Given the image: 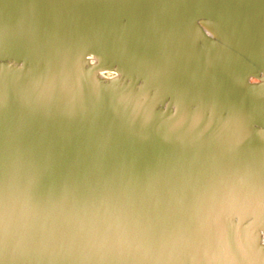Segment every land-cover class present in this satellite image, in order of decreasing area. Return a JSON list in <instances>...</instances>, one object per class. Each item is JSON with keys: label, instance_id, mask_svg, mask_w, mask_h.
Wrapping results in <instances>:
<instances>
[{"label": "water", "instance_id": "95a60500", "mask_svg": "<svg viewBox=\"0 0 264 264\" xmlns=\"http://www.w3.org/2000/svg\"><path fill=\"white\" fill-rule=\"evenodd\" d=\"M206 18L238 45L202 50ZM90 50L198 113L81 71ZM8 56L51 74H0V264H264V86L247 79L264 0H0Z\"/></svg>", "mask_w": 264, "mask_h": 264}, {"label": "bare ground", "instance_id": "6f19581e", "mask_svg": "<svg viewBox=\"0 0 264 264\" xmlns=\"http://www.w3.org/2000/svg\"><path fill=\"white\" fill-rule=\"evenodd\" d=\"M198 25L202 30L203 36L200 38V48L204 51L209 52H219L220 47L228 48L231 45L237 46L238 39L234 34V27L227 23L226 21L206 18L198 21ZM207 28L211 35H205L204 29ZM89 54H91V60L88 59ZM84 65L80 70L84 72L94 73L97 79L103 83L111 84L123 89H133L136 91L138 98H140L143 103L149 105L151 102L154 108L157 110L168 111L173 113H180L184 110L190 114L196 115L200 106L198 104H188L187 107L179 102L180 100L176 97L165 96L161 100L155 101L161 95L160 88L154 84L152 81L147 79L143 74L130 70L126 65L121 64L118 60L114 59L109 54L90 52L84 57ZM257 75L253 74L250 76H255L258 78L257 85L264 86V67L257 65ZM104 69L113 70L114 76H104L102 71ZM94 70V71H93ZM49 67L47 64H43L37 60L26 59L17 56L0 57V74L8 76H17L23 79L24 82H40L44 79H50ZM162 96V95H161ZM160 96V97H161ZM163 97V96H162ZM256 233H264V226L257 227ZM262 237V236H261ZM259 242V240H257ZM264 248V242H259ZM202 247V246H201ZM207 251V252H206ZM211 251H216L215 249H208L207 247H202L199 252L203 254Z\"/></svg>", "mask_w": 264, "mask_h": 264}, {"label": "rangeland", "instance_id": "374dc122", "mask_svg": "<svg viewBox=\"0 0 264 264\" xmlns=\"http://www.w3.org/2000/svg\"><path fill=\"white\" fill-rule=\"evenodd\" d=\"M90 52H98V53H101V52H99V51H95V50H90L89 52H87V53H85L84 54V56L82 57V59H81V61H80V63H79V68L81 67H83V65H84V57L88 54V53H90ZM94 71V70H93ZM95 74L97 73L96 71L94 72ZM94 73H90V74H92L96 79H97V76L94 74ZM102 73L104 74V76H114L115 75V73H114V71L113 70H110V69H104L103 71H102ZM255 231V230H254ZM255 237H256V239L257 240H259V242H261V239H262V237H261V234L259 233H256V231H255Z\"/></svg>", "mask_w": 264, "mask_h": 264}, {"label": "clouds", "instance_id": "9594fccd", "mask_svg": "<svg viewBox=\"0 0 264 264\" xmlns=\"http://www.w3.org/2000/svg\"><path fill=\"white\" fill-rule=\"evenodd\" d=\"M204 33H205V35H211V33L208 32L207 28L204 29ZM91 58H92L91 57V54H89L88 59L91 60ZM247 79H248V83L249 84H256V83H258V78L255 77V76H248ZM261 236H262V242H264V233H262Z\"/></svg>", "mask_w": 264, "mask_h": 264}]
</instances>
